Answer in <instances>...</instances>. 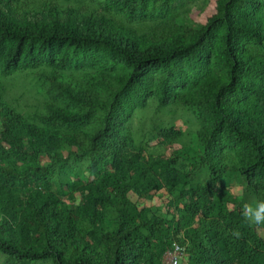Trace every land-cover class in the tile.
I'll return each instance as SVG.
<instances>
[{
	"label": "trees",
	"instance_id": "trees-1",
	"mask_svg": "<svg viewBox=\"0 0 264 264\" xmlns=\"http://www.w3.org/2000/svg\"><path fill=\"white\" fill-rule=\"evenodd\" d=\"M196 1L0 0L1 264H165L175 243L180 264H264L242 216L264 200V0H206L186 24ZM18 74L42 82L30 112L7 96ZM152 102L199 120L190 169L181 127L153 126L170 153L136 141Z\"/></svg>",
	"mask_w": 264,
	"mask_h": 264
},
{
	"label": "rangeland",
	"instance_id": "rangeland-1",
	"mask_svg": "<svg viewBox=\"0 0 264 264\" xmlns=\"http://www.w3.org/2000/svg\"><path fill=\"white\" fill-rule=\"evenodd\" d=\"M206 0H198L194 3H189L190 12L189 16L183 17V22L192 24L197 12L205 6ZM79 75V74H78ZM8 84V99L14 106L19 109L30 112L34 103H40L43 98L42 82L36 77L29 74H18L6 79ZM174 124L182 128L185 139L183 142L174 145L173 150L180 153L181 163L188 169L192 162L197 160L203 150L200 145L196 132L200 127V122L197 117L184 107H160L157 103L152 102L147 109L140 110L134 117L130 127L133 131L138 144H144L150 152H167L170 153L171 147L160 145L157 140L152 138V129L155 123ZM78 170L83 178L88 177L89 170L87 162L82 161L77 163ZM224 185L231 188L232 191L242 196L245 192V182L239 178L236 173H230L223 181ZM156 210L162 208L163 200L155 198L150 201ZM162 212V211H161ZM5 256L0 252V264L4 261ZM33 264H51V262H38Z\"/></svg>",
	"mask_w": 264,
	"mask_h": 264
},
{
	"label": "clouds",
	"instance_id": "clouds-1",
	"mask_svg": "<svg viewBox=\"0 0 264 264\" xmlns=\"http://www.w3.org/2000/svg\"><path fill=\"white\" fill-rule=\"evenodd\" d=\"M242 216L249 224L264 225V200L245 203Z\"/></svg>",
	"mask_w": 264,
	"mask_h": 264
},
{
	"label": "built area",
	"instance_id": "built-area-1",
	"mask_svg": "<svg viewBox=\"0 0 264 264\" xmlns=\"http://www.w3.org/2000/svg\"><path fill=\"white\" fill-rule=\"evenodd\" d=\"M186 253V248L175 243L173 249L169 250L164 257L165 264H180Z\"/></svg>",
	"mask_w": 264,
	"mask_h": 264
}]
</instances>
